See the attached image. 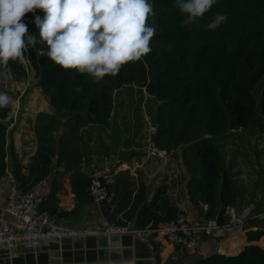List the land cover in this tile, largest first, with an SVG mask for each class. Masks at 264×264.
Here are the masks:
<instances>
[{
	"label": "trees",
	"instance_id": "trees-1",
	"mask_svg": "<svg viewBox=\"0 0 264 264\" xmlns=\"http://www.w3.org/2000/svg\"><path fill=\"white\" fill-rule=\"evenodd\" d=\"M148 2L155 12L147 21L156 29L150 41L151 52L139 61L122 65L116 76H106L99 84L91 83L87 75L81 76L75 69L61 71L46 56L39 57L34 49H28L26 56L37 77V85L55 110L52 114L36 115L37 149L26 165V172L18 162L11 169L22 188H29L50 174L51 156L55 153L53 136L59 141L57 134L63 131L62 118L69 122L64 131L70 134L87 124L105 130L110 125L113 91L134 81L140 89L145 86L153 105L156 100H162L157 129L151 134L153 141L166 149L185 142L196 153L201 189L210 203L208 213L214 215L217 211L219 189L223 199L220 205L224 208L231 201L230 180L223 175L217 187L221 163L215 141L227 130L262 128L264 0H217L192 25L182 24L183 16L173 7L174 0ZM216 13L226 15L227 22L215 31L206 29L204 26ZM44 15L42 9H36L22 18L28 33L38 40L39 29L33 21L36 16L43 19ZM37 48L46 50L44 44H37ZM21 66L22 63L9 62L10 68ZM77 87L79 92L75 90ZM11 109V104L0 109V177L6 168V148H11L7 143L8 126L14 119ZM88 180V176L76 177L72 187L77 193L88 194ZM124 194L128 197L129 192ZM160 194L161 191H156L146 202L140 187L130 204L125 199L116 202L114 196L108 220L126 225L137 213L136 227H143L174 217L175 211ZM121 211L122 216L117 218ZM262 234L261 228L250 229L246 237L248 241L257 240ZM193 264H264V246L250 243L233 255L214 252L197 258Z\"/></svg>",
	"mask_w": 264,
	"mask_h": 264
},
{
	"label": "crops",
	"instance_id": "crops-1",
	"mask_svg": "<svg viewBox=\"0 0 264 264\" xmlns=\"http://www.w3.org/2000/svg\"><path fill=\"white\" fill-rule=\"evenodd\" d=\"M34 94L35 88L29 93L30 99ZM40 99L39 105L31 109L34 112L29 118L19 120L18 117L8 126L7 143L11 148H6L4 160L6 169L10 171L18 162L26 172V165L37 149L36 130L32 126L36 115L41 112L52 114L55 110L44 94ZM112 104L110 125L105 130L87 124L70 134L64 131L69 122L63 118L60 120L63 121V131H58L59 141L53 136L55 153L51 156L52 169L48 175L53 193L45 206L66 224L75 227L99 224L108 220L114 196L116 202L125 199L130 204L136 191L142 187L146 202L159 190L160 196L174 211L182 209L194 222L217 220L223 200L221 190L218 191L217 211L210 215L208 197L201 189L198 157L190 145L182 142L172 149L159 146L152 139L154 128L150 123L147 125L145 117L139 123L135 120L131 125L133 128L122 134V113L114 101ZM117 110L120 111L118 115ZM126 139L127 144L124 143ZM149 143L164 149L165 154L152 153L148 150ZM215 144L221 163L217 187L223 175L230 180L231 201L226 205L233 207L237 221L229 224L223 212L224 224L217 223L209 232H201L197 249L192 253L200 257L214 252L237 254L250 243L264 246V215L258 216L264 207V129L253 126L227 130L216 137ZM97 172L105 174L110 185L108 199L98 204L93 203L88 194L77 193L72 187L76 177H89ZM0 191L4 199L7 182L3 178L0 179ZM126 191L129 192L128 197L124 194ZM121 216L122 211L116 215L117 218ZM134 216L137 219V213L126 225ZM251 217H256V224L243 227L242 223ZM257 228L263 229V234L257 240L248 241L247 231ZM152 241L151 249L142 241L127 236L116 239L113 245L95 238L62 237L42 241L35 246L17 244L9 251L0 250V264H180L192 255L160 236H154Z\"/></svg>",
	"mask_w": 264,
	"mask_h": 264
},
{
	"label": "clouds",
	"instance_id": "clouds-1",
	"mask_svg": "<svg viewBox=\"0 0 264 264\" xmlns=\"http://www.w3.org/2000/svg\"><path fill=\"white\" fill-rule=\"evenodd\" d=\"M216 2L174 0L173 7L183 16V25H192ZM36 9L45 13L43 19L36 16L33 21L39 40L22 20ZM154 15L148 0H0V69L12 79L9 62L28 63L26 53L32 48L61 71L75 69L99 84L106 76H116L122 65L151 52L156 29L147 21ZM226 22V15L216 13L204 27L215 31ZM37 44H44L46 50ZM11 102L6 92H0V109Z\"/></svg>",
	"mask_w": 264,
	"mask_h": 264
},
{
	"label": "built area",
	"instance_id": "built-area-1",
	"mask_svg": "<svg viewBox=\"0 0 264 264\" xmlns=\"http://www.w3.org/2000/svg\"><path fill=\"white\" fill-rule=\"evenodd\" d=\"M25 69L29 63H22ZM264 129V118L262 120ZM148 150L159 156L165 154L161 147L149 143ZM7 182V192L2 199L0 191V250L9 251L17 244L35 246L42 241L59 240L62 237L110 235L131 233L134 238L147 243L152 249L154 236H160L167 243L177 245L194 253L201 238V232H209L217 226L216 220L194 222L182 209L175 210L174 217L150 223L143 227L127 229L110 220H103L99 224H86L75 227L66 224L61 218L44 205L53 193L49 176L45 175L36 180L29 188H22L14 173L5 168L0 179ZM93 203H100L108 199L110 191L106 175L102 172L92 173L86 187ZM224 213L228 223L237 221L233 207L226 205ZM264 215V207L258 216Z\"/></svg>",
	"mask_w": 264,
	"mask_h": 264
},
{
	"label": "rangeland",
	"instance_id": "rangeland-1",
	"mask_svg": "<svg viewBox=\"0 0 264 264\" xmlns=\"http://www.w3.org/2000/svg\"><path fill=\"white\" fill-rule=\"evenodd\" d=\"M11 71L13 74L12 79H7L5 75H3V70L0 69V92H6L12 98L10 104L12 106L11 112L14 119L10 125H12L18 117H20L19 120L29 118L34 112L31 109L38 106L41 102L40 97H43L42 92H40L41 90L39 91L40 87L37 85L38 80L32 68L28 67V69H25L22 65L20 68H11ZM120 87L113 91V101L117 104L122 113L120 114L119 110L116 112L117 115H122L124 120V128L122 129L123 134L127 132L128 129L133 128L131 125L134 124L135 120L137 123L144 117L146 121L148 120V114L153 107V102L149 99L145 86L140 89L133 81L122 84ZM34 88L35 94L31 97L32 99H30L29 93L33 91ZM25 109H27V111H25ZM14 125L16 126V124ZM25 125V127H27L28 123ZM147 125H149V120L147 121ZM32 126L34 128V125ZM156 128L152 130L154 133Z\"/></svg>",
	"mask_w": 264,
	"mask_h": 264
},
{
	"label": "water",
	"instance_id": "water-1",
	"mask_svg": "<svg viewBox=\"0 0 264 264\" xmlns=\"http://www.w3.org/2000/svg\"><path fill=\"white\" fill-rule=\"evenodd\" d=\"M161 103H162V100H159V99L156 100L155 104L153 105V107L151 108V111L148 114V120H149L150 126L152 128H156L157 125H158V111H159V106H160ZM222 215H223V207H221L218 210V214H217V220L216 221L220 225L225 223L224 220H223V216ZM256 222H257L256 217H251V218L246 219L242 223V225H243V227H245V226H252V225L256 224ZM135 227H136V216H134L130 220V222L127 224V229L128 230H132ZM126 236L129 237V238H131V239L134 238L131 233L110 234V235L101 234V235L72 236V237H79L80 239L95 238V239H97L99 241H106L108 243V245H113V242L116 239H121V237H126ZM72 237H63V238H72ZM135 239H137V238H135ZM143 243H145V242H143ZM145 244L147 245V243H145ZM197 258H201L200 255H198V254L189 255L188 258L186 260L182 261L180 264H193L194 261Z\"/></svg>",
	"mask_w": 264,
	"mask_h": 264
},
{
	"label": "bare ground",
	"instance_id": "bare-ground-1",
	"mask_svg": "<svg viewBox=\"0 0 264 264\" xmlns=\"http://www.w3.org/2000/svg\"><path fill=\"white\" fill-rule=\"evenodd\" d=\"M223 212H224V208H223Z\"/></svg>",
	"mask_w": 264,
	"mask_h": 264
}]
</instances>
